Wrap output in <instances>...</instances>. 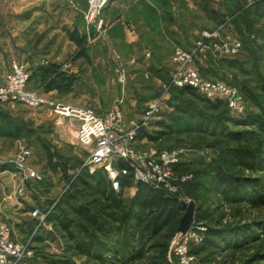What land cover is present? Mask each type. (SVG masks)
<instances>
[{
	"label": "rangeland",
	"instance_id": "rangeland-1",
	"mask_svg": "<svg viewBox=\"0 0 264 264\" xmlns=\"http://www.w3.org/2000/svg\"><path fill=\"white\" fill-rule=\"evenodd\" d=\"M201 1L203 5L198 4L200 11L194 16L193 26L187 28L186 0H157L154 8H149V14L153 16L150 25L143 30L141 41L134 44L121 38L123 30L130 29V24H134L131 19H123L121 23L116 20L117 16L113 19L114 26L102 19L103 37L96 36L94 29L86 32L84 26L88 60L72 62L75 50L67 44L60 64L41 62L38 65H53L76 77L72 94L53 95L52 98L103 112L115 99L123 96L126 117H134L161 94L159 83L152 76L149 79L144 76V68L150 70L151 65L140 67L137 62L143 63L145 54L151 53L166 68L173 46L185 45L180 40L187 30L191 32L195 28V32H199L208 24V27L213 26L208 15L211 3L214 12L228 14L226 3L222 0H211L210 4L208 0ZM248 1L252 3L248 5ZM254 3L253 0H246L247 6ZM49 4V7L40 6L34 11V20L50 23L51 30H56L57 35L63 37L64 28L83 29V9L80 10L77 0H51ZM137 9L134 8L135 17L138 16ZM252 19L255 23L250 28V35H247L251 53L241 51L228 64L206 56L197 65L198 68L207 67L212 72L210 75L228 81L243 91L247 100L242 96L243 112L233 113L225 107L212 110L189 94L169 93L148 130L153 132L156 130L155 122L164 120L172 127L173 133L157 142L142 140L137 143L140 150L178 152L181 165L174 172V178L187 177L186 180L200 184L199 190L191 196L182 192L174 194L181 204H194L190 225L194 233L187 237L184 264H264V12ZM109 30L115 32L119 39L112 42V46H109L106 36ZM228 31L237 36L231 25ZM19 61L26 65L32 60L26 55ZM7 65H0V82L2 72L8 70ZM118 67L124 71V86L118 81ZM35 68L27 67L30 74ZM38 115L44 116L45 113L16 103L0 105V128L16 124L22 129L18 139L0 137V157L13 154L19 144L27 145L32 152L31 166L46 182L44 189L38 185L32 187L40 194L34 206L44 212L46 206L52 204L50 210L54 208L57 213H69L64 193L80 169H84L82 164L86 152L71 143V133L76 128L74 120H59L54 115L44 120ZM43 145L53 154V162L59 164L55 171L48 167ZM232 151L235 152L233 158L230 155ZM229 157L231 162L228 164L220 160ZM219 171L240 181L247 180L248 186L242 189L243 194L235 197L233 192L225 191L218 181ZM67 179L71 181L67 183ZM253 194L260 195L263 201H251L249 197ZM116 195L120 228L115 239L118 262L108 264H182L175 255V241L179 234L176 229L185 210L156 237L140 235L148 218L147 213L134 211L128 214L132 196L127 189ZM29 224L25 240L30 239L34 259L28 264H59L53 263L52 260L56 259L65 260L66 264H101L97 254L87 257L75 253L72 243L66 241L51 224L45 222V226L38 228L37 222Z\"/></svg>",
	"mask_w": 264,
	"mask_h": 264
},
{
	"label": "built area",
	"instance_id": "built-area-1",
	"mask_svg": "<svg viewBox=\"0 0 264 264\" xmlns=\"http://www.w3.org/2000/svg\"><path fill=\"white\" fill-rule=\"evenodd\" d=\"M86 9L82 20L86 32L94 29L96 36L103 37L102 11L110 0H85ZM256 0H253V2ZM252 2L248 1V5ZM228 21L214 28H204L196 33V38L190 48L174 45L171 52L172 69L169 80L159 83L161 94L146 104L145 109L134 117H126L124 98L114 100L110 108L101 114L89 107L73 106L53 99L41 90L28 89L30 72L20 61L12 60L0 86V105L20 104L34 111L44 110L60 119H71L76 122V128L71 133L72 144L82 148L86 157L82 167L92 174L100 169L110 183L112 191L134 194L137 184L144 183L155 190L168 194L177 192V182H183L187 177L174 178V167L180 162L178 152L158 150H140L136 148L137 135L141 130H148L152 121L158 117L163 101L167 99L170 88H190L198 95L211 102H223L233 113H242L244 100L239 90L223 80H209L198 70L205 56L213 59H232L242 50L241 41L229 33ZM149 58L150 54L145 55ZM118 81L125 85L124 71L117 68ZM147 77V76H146ZM32 152L27 145L19 144L14 155L0 158V166L14 169L21 181L38 183L42 175L30 164ZM122 161L127 168L118 166ZM129 177V184L123 186V181ZM23 194L22 189L17 190ZM37 222L36 227L45 226L44 214L39 208L29 213ZM194 232L191 228L184 234L179 233L175 241V255L182 264L186 263L185 244L187 237ZM33 257V249L29 240L20 242L13 239L10 226L0 222V264H21Z\"/></svg>",
	"mask_w": 264,
	"mask_h": 264
},
{
	"label": "trees",
	"instance_id": "trees-1",
	"mask_svg": "<svg viewBox=\"0 0 264 264\" xmlns=\"http://www.w3.org/2000/svg\"><path fill=\"white\" fill-rule=\"evenodd\" d=\"M226 8L228 14H220L210 8L208 9L209 19L213 24L212 27L208 28H214L219 24L225 23L229 18V23L234 33L239 36L241 41V51L251 53L252 50L247 35H250V28L255 23L252 17L258 18L261 12H264V0H256L251 6L246 5V0H227ZM65 34L68 40L76 46V53L72 57V62L77 59L88 60L89 58L86 53V35H80L77 30H65ZM219 60H221L220 63L222 64L226 62L228 64L230 59ZM198 70L203 77L209 80H222L216 78L213 74L210 75L212 73L211 70L205 66H199ZM149 71L152 76L151 78H157L163 83L168 82L169 71L165 68L158 70L154 66ZM76 81L75 76L60 71L53 65L47 67L37 66L33 74L29 76L27 87L31 90H41L44 94L55 92L56 95L66 96L73 93ZM225 82L236 87L228 81ZM239 92L246 100L243 91L239 89ZM169 93L173 95L189 94L212 110H218L221 107L227 108L223 102L208 101L190 88H170ZM96 113L101 114L102 112L96 111ZM154 127L156 130L153 132L141 130L137 135V143L142 140L150 143L157 142L173 133L172 127L164 120L155 122ZM21 134L22 129L16 124H8L0 128V137L3 138L18 139ZM136 148L138 149L137 144ZM43 150L46 155L48 167L55 171L59 164L53 162V154L44 145ZM230 155L233 158L235 152L232 151ZM220 160L224 164L231 162L230 157ZM180 165L181 163L179 162L174 167V172H176ZM118 166L127 168V165L122 161L118 162ZM5 170L14 171L11 167L0 166V171ZM70 181L67 179V183ZM218 181L222 184L225 191L233 192L235 197L242 195V189L245 188V185L248 186V183H246L247 180L240 181L239 179L229 177L224 175L223 171L218 174ZM34 184L40 187L42 186L43 189L46 186L43 177L41 182ZM128 184L129 177H126L123 181V186H127ZM176 184L177 192H182L186 196L193 195L200 188V184L191 179L177 182ZM249 198L254 203L263 201V198L257 194H253ZM63 199L67 201L69 213L62 211L57 213L54 211V208L50 210L52 204H49L43 212L44 214L47 213L45 222L51 224L55 230L63 234V238L66 241L72 243V250L75 253L87 257L97 254L101 264H108L111 261L118 262V250L115 247V239L120 232L116 207L118 197L112 191L110 183L103 171L98 169L95 173L90 174L87 169H80V172L72 181L68 190L65 191ZM184 210L185 208L178 202L174 194L155 190L144 183L137 184V191L131 197L128 204V214L134 211L147 213V221L139 234H148L151 237L159 235ZM33 259L34 256L32 259L25 260L21 264L32 263ZM52 261L53 263L66 264L65 260L62 259Z\"/></svg>",
	"mask_w": 264,
	"mask_h": 264
},
{
	"label": "crops",
	"instance_id": "crops-1",
	"mask_svg": "<svg viewBox=\"0 0 264 264\" xmlns=\"http://www.w3.org/2000/svg\"><path fill=\"white\" fill-rule=\"evenodd\" d=\"M50 1L51 0H0L1 66L6 67L8 62L7 66L9 70V65L12 60L19 61V59H24L26 55L30 56L32 60L31 63L26 62L28 69L37 67L41 62L52 63L54 65L60 64L65 51L64 48L67 44L71 45V49L75 50L74 53H76V46L68 40L65 30H77L80 35L85 34V25L82 20V15L86 9V1L77 0L78 5H81L80 10L83 9L81 12V24H83V29L64 28V37L63 35H57L56 30H51L50 23H47L44 20L39 23L34 20L36 14L34 11L40 6L49 7ZM156 1L157 0H110L102 11L101 17L104 21L109 22L111 24L110 26H114L113 19L117 16L118 19L116 20H119L120 22L123 21V19L126 21L131 19V23L134 24H130V29L123 30L121 38L122 41H125L126 43L134 44L141 41L144 36L143 30L150 25L153 16L152 14H149V8H154V3H156ZM222 1L223 3H227V0ZM200 3L203 5L201 0H186V15L189 18L186 19L187 23L185 26L187 28L193 26L191 23H193L195 14L199 13L197 11H200L198 8V4L200 5ZM210 3L211 0H208V4ZM208 7L213 9L212 3ZM134 8H138L136 10L138 12L137 17H135ZM209 25L210 24H208V26ZM208 26L206 28H208ZM196 33L195 28L191 32L189 30L186 31V35L180 40L185 43V45H183L185 48H190L192 46L193 41L196 38ZM106 36L109 46H112V42L119 41L117 34L113 31H107ZM149 54L150 59L145 56L143 58V63L137 62V66H146L148 68L151 65V67H157L158 70L165 68L159 62L156 55L152 56L151 53ZM79 60L80 59H77L74 62ZM167 67L169 68L168 70L170 73L172 69L171 54L166 68ZM8 70L5 69L2 72L0 86L3 85L5 74ZM144 76L145 78L151 76L149 69L146 70L144 68ZM154 80L156 81L159 79L154 78ZM48 95L53 97L56 93L51 92L48 93ZM39 111L45 113L44 116L38 115L44 120H48L52 117V114L47 111ZM15 152L9 156L0 158L10 157L14 155ZM34 185L35 184L31 182L21 181L19 175L14 171H0V222L8 224L12 230L13 239L20 242L26 241L25 236L29 231V223L32 225L35 224V221L29 215L31 210L38 208L37 206H34V204L40 197V194H37L32 190ZM18 189L23 190L21 196L17 193ZM133 195L134 194H131V196Z\"/></svg>",
	"mask_w": 264,
	"mask_h": 264
},
{
	"label": "water",
	"instance_id": "water-1",
	"mask_svg": "<svg viewBox=\"0 0 264 264\" xmlns=\"http://www.w3.org/2000/svg\"><path fill=\"white\" fill-rule=\"evenodd\" d=\"M182 206L185 208V211L179 220V225L176 229V232L184 234L189 230L190 225L193 221L194 204L192 202H189L187 204L182 203Z\"/></svg>",
	"mask_w": 264,
	"mask_h": 264
}]
</instances>
